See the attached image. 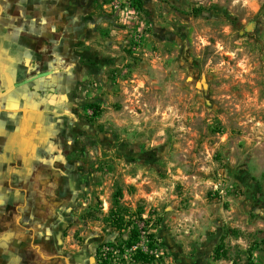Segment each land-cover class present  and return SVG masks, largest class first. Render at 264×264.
<instances>
[{"label": "rangeland", "instance_id": "rangeland-1", "mask_svg": "<svg viewBox=\"0 0 264 264\" xmlns=\"http://www.w3.org/2000/svg\"><path fill=\"white\" fill-rule=\"evenodd\" d=\"M0 5V264H264V0Z\"/></svg>", "mask_w": 264, "mask_h": 264}, {"label": "trees", "instance_id": "trees-1", "mask_svg": "<svg viewBox=\"0 0 264 264\" xmlns=\"http://www.w3.org/2000/svg\"><path fill=\"white\" fill-rule=\"evenodd\" d=\"M137 5L139 8H141L140 2H138ZM93 108L95 110L94 112H96L95 115H98L100 112L99 107L94 105ZM141 216V210L131 211V209H129L128 207L121 205L115 198L113 204L109 209L107 223L118 234H121L124 231L128 232V239L124 242V244L126 249L132 250V253L129 257L130 264H163V260L161 258V255L159 254V249L155 247L157 245V241L154 239V235L152 233L145 232L144 235L147 239H149L150 244L154 243L153 246L147 245V248L149 250L148 252L136 246V243L140 239V232L138 230L137 222L141 221L144 224L149 222V219H142ZM90 218L93 220L97 219L95 215H91ZM156 220V223L159 222V218H157ZM146 227H148V225H146ZM229 233H234L236 235L238 234L237 231H229ZM224 239L225 235L220 238V242L214 250L213 259L215 261L228 258L223 243ZM106 246L109 252L105 257L100 256L98 259V263L119 264L113 256V252L116 251V249H114V245L107 244ZM101 248H103V245L97 247L96 254H99Z\"/></svg>", "mask_w": 264, "mask_h": 264}, {"label": "flooded vegetation", "instance_id": "flooded-vegetation-1", "mask_svg": "<svg viewBox=\"0 0 264 264\" xmlns=\"http://www.w3.org/2000/svg\"><path fill=\"white\" fill-rule=\"evenodd\" d=\"M1 6V5H0ZM2 13V7H1V11H0V14Z\"/></svg>", "mask_w": 264, "mask_h": 264}, {"label": "water", "instance_id": "water-1", "mask_svg": "<svg viewBox=\"0 0 264 264\" xmlns=\"http://www.w3.org/2000/svg\"><path fill=\"white\" fill-rule=\"evenodd\" d=\"M0 11H1V6H0Z\"/></svg>", "mask_w": 264, "mask_h": 264}]
</instances>
